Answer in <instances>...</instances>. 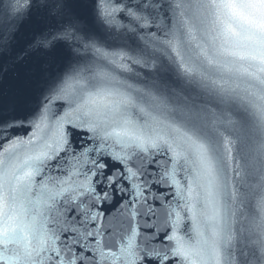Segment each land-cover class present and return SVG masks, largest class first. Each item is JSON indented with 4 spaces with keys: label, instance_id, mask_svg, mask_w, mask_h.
Returning <instances> with one entry per match:
<instances>
[{
    "label": "snow or ice",
    "instance_id": "snow-or-ice-1",
    "mask_svg": "<svg viewBox=\"0 0 264 264\" xmlns=\"http://www.w3.org/2000/svg\"><path fill=\"white\" fill-rule=\"evenodd\" d=\"M0 264H264V0H0Z\"/></svg>",
    "mask_w": 264,
    "mask_h": 264
},
{
    "label": "water",
    "instance_id": "water-1",
    "mask_svg": "<svg viewBox=\"0 0 264 264\" xmlns=\"http://www.w3.org/2000/svg\"><path fill=\"white\" fill-rule=\"evenodd\" d=\"M32 84L26 70L9 71L7 76H0V93L10 103H23L31 95Z\"/></svg>",
    "mask_w": 264,
    "mask_h": 264
}]
</instances>
